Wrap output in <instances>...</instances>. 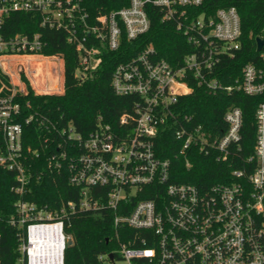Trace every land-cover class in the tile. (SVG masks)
I'll return each instance as SVG.
<instances>
[{"label": "built area", "instance_id": "1", "mask_svg": "<svg viewBox=\"0 0 264 264\" xmlns=\"http://www.w3.org/2000/svg\"><path fill=\"white\" fill-rule=\"evenodd\" d=\"M204 3L129 0L126 7L91 18L84 0H0V69L10 79L9 92L0 95V168L16 175L19 200L7 219L21 236L16 264H65L68 241L73 240L65 230L66 217L98 210L111 212L116 244L99 256L101 264H264V69L248 64L241 82L228 87L207 80L222 55L240 49L242 30L235 7L197 18L189 13ZM149 5L161 10L164 21L176 24L194 51L177 68L159 59L153 46L120 62L112 87L118 96L136 99L133 111L120 118L117 128L99 123L88 137L71 125L62 131L79 147L60 156L70 184L80 189L79 201L50 209L24 200L30 184L24 125L34 116L23 120L16 97L28 94L26 79L36 94H62L64 59L42 53L46 43L40 34L5 37V19L14 13L39 16L43 26L65 32L78 53L76 77L85 81L101 66L105 51L118 52L125 39L134 42L149 32ZM13 67L25 71L17 74ZM34 72L42 75V83L32 79ZM189 82L212 92L263 98L254 114L256 135L249 157L241 155L240 108L226 112V132L214 140L180 113L179 98L193 91ZM166 130L180 144L187 168L194 152L234 157L239 168L230 182L211 187L173 182L170 160L156 150V140Z\"/></svg>", "mask_w": 264, "mask_h": 264}, {"label": "trees", "instance_id": "2", "mask_svg": "<svg viewBox=\"0 0 264 264\" xmlns=\"http://www.w3.org/2000/svg\"><path fill=\"white\" fill-rule=\"evenodd\" d=\"M128 5L129 0H84V8L91 18ZM229 7H235L241 16L240 49L231 55H222L213 73L206 77L208 81L216 79L224 87L241 82L243 69L248 64L264 69L263 52L257 51V40L264 41V0H205L201 7L189 9V13L197 18L202 13L211 15L219 8ZM147 12L151 21L149 32L134 42L125 39L118 52L105 51L101 66L85 81L76 77L78 53L68 43L65 32L43 26L39 16L14 13L5 19L2 27L5 37L40 34L46 43L42 53L60 55L64 59L62 94H36L26 79L28 94L16 97L23 107V120L34 116L29 124L24 125V147L29 154L27 174L30 178L24 200L50 209L79 201L80 189L70 184L66 161L60 158L62 152L71 153L79 147L69 142L62 131L71 125L78 134L88 137L99 123L117 128L120 118L133 111L136 99L118 96L112 87V75L120 62L153 46L159 59L177 68L183 58L194 51L184 34L177 30L176 24L163 20L159 8L149 5ZM189 85L193 91L179 98L177 108L180 113L191 118V126H200L214 140L226 132V112L231 107L240 108L243 116L241 155L249 157L256 135L254 114L263 98L247 96L241 91L231 94L223 90L212 92L206 85L192 82ZM9 88L10 79L0 69V95L8 93ZM179 149L180 144L167 130L156 140L160 158L171 162L175 183L211 187L216 183L230 182L232 171L239 168L234 157L223 160L216 151L207 156L199 152L191 153V167L187 168ZM56 162L60 163L59 168L55 167ZM15 186V173L0 168V264H16L20 257V233L7 223L19 200ZM65 230L73 238V245L65 253V264H101L99 256L116 246L113 242L112 214L107 210L78 211L69 215L65 219Z\"/></svg>", "mask_w": 264, "mask_h": 264}, {"label": "rangeland", "instance_id": "3", "mask_svg": "<svg viewBox=\"0 0 264 264\" xmlns=\"http://www.w3.org/2000/svg\"><path fill=\"white\" fill-rule=\"evenodd\" d=\"M14 70H15V73L17 74H22L24 73V67H13ZM37 73H33L31 74L30 76L32 77V79L38 83H42L41 80H42V75H40V77L36 76Z\"/></svg>", "mask_w": 264, "mask_h": 264}, {"label": "water", "instance_id": "4", "mask_svg": "<svg viewBox=\"0 0 264 264\" xmlns=\"http://www.w3.org/2000/svg\"><path fill=\"white\" fill-rule=\"evenodd\" d=\"M263 50H264V41L261 39H258L257 40V51L262 52ZM68 245H69V247L73 245L72 239H69ZM110 258H113V256L111 255Z\"/></svg>", "mask_w": 264, "mask_h": 264}]
</instances>
